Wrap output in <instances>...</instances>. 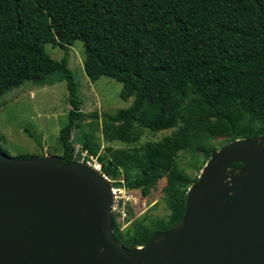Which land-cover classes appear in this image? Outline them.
<instances>
[{
    "label": "trees",
    "instance_id": "1",
    "mask_svg": "<svg viewBox=\"0 0 264 264\" xmlns=\"http://www.w3.org/2000/svg\"><path fill=\"white\" fill-rule=\"evenodd\" d=\"M77 39L86 75L110 77L122 84L123 99L133 97L128 107L103 113L104 141L174 129L140 149L107 145L99 154L105 176L123 175L126 187L142 195L165 178L167 217H143L120 230L112 214L116 239L127 248L141 246L184 213L197 176L178 168L180 154L190 153L201 169L216 149L209 138L224 135L227 144L264 135V0H0V95L25 80L63 75L71 106L59 130L64 162L79 161L71 134L86 115L68 64ZM46 44L58 45L61 59ZM81 146L93 157L101 149L88 134Z\"/></svg>",
    "mask_w": 264,
    "mask_h": 264
},
{
    "label": "water",
    "instance_id": "2",
    "mask_svg": "<svg viewBox=\"0 0 264 264\" xmlns=\"http://www.w3.org/2000/svg\"><path fill=\"white\" fill-rule=\"evenodd\" d=\"M112 204L88 163L0 153V264H264V135L213 150L182 217L144 245L116 239Z\"/></svg>",
    "mask_w": 264,
    "mask_h": 264
},
{
    "label": "rangeland",
    "instance_id": "3",
    "mask_svg": "<svg viewBox=\"0 0 264 264\" xmlns=\"http://www.w3.org/2000/svg\"><path fill=\"white\" fill-rule=\"evenodd\" d=\"M46 51L55 59H61L64 51L58 45H45ZM84 47L80 40H75L69 47V67L78 83V91L82 101L81 109L86 114L72 130L71 140L73 153L79 161L88 159L82 150L81 140L85 134L94 136L101 149L94 162L101 164L104 146L114 149H140L147 142H157L174 129L152 131L142 129L137 140L124 142L103 139L102 115L128 107L133 97L123 99L120 96L122 84L110 77L101 76L91 80L83 68ZM67 99L66 80L60 72L51 73L43 78L25 80L16 84L0 95V135L1 145L5 153L11 157L22 155L42 156L62 154L59 143L60 127L67 120L70 109ZM96 112V115L92 113ZM91 114V115H90ZM198 139H205L198 135ZM208 141L216 149L225 145V136L211 137ZM178 168L191 177L199 176L201 163H196L190 153H182L177 159ZM100 172H102L100 168ZM104 174V173H103ZM105 175V174H104ZM107 177V176H106ZM113 188H118V201L125 210L127 223L120 227L124 230L136 220L147 217L146 222L155 218H165L169 210L164 201L165 178H160L146 195L140 189H129L125 185L123 175L112 180L107 177ZM115 182H121L118 186Z\"/></svg>",
    "mask_w": 264,
    "mask_h": 264
},
{
    "label": "built area",
    "instance_id": "4",
    "mask_svg": "<svg viewBox=\"0 0 264 264\" xmlns=\"http://www.w3.org/2000/svg\"><path fill=\"white\" fill-rule=\"evenodd\" d=\"M81 161L88 163L89 165H91L92 167L100 171L101 164L94 162L93 156L90 155L88 156V159L86 160L82 159ZM118 191H119L118 188L112 187V192H113L112 214L116 216V219H117V222L119 223V228H120L123 224L127 223V221L125 220V217H126L125 210L122 206H120L119 201H118L119 200Z\"/></svg>",
    "mask_w": 264,
    "mask_h": 264
}]
</instances>
